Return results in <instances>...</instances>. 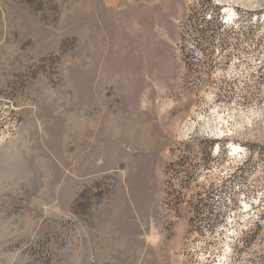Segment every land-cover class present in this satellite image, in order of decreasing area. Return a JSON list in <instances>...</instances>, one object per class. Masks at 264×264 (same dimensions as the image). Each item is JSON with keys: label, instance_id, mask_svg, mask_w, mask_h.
Returning <instances> with one entry per match:
<instances>
[{"label": "rangeland", "instance_id": "obj_1", "mask_svg": "<svg viewBox=\"0 0 264 264\" xmlns=\"http://www.w3.org/2000/svg\"><path fill=\"white\" fill-rule=\"evenodd\" d=\"M0 182V264H264V0H0Z\"/></svg>", "mask_w": 264, "mask_h": 264}, {"label": "trees", "instance_id": "obj_2", "mask_svg": "<svg viewBox=\"0 0 264 264\" xmlns=\"http://www.w3.org/2000/svg\"><path fill=\"white\" fill-rule=\"evenodd\" d=\"M214 24H215V27L218 28V29L221 28V27L223 26V23H222V21L220 20L219 16L215 18V20H214ZM218 29H217V30H218Z\"/></svg>", "mask_w": 264, "mask_h": 264}, {"label": "bare ground", "instance_id": "obj_3", "mask_svg": "<svg viewBox=\"0 0 264 264\" xmlns=\"http://www.w3.org/2000/svg\"><path fill=\"white\" fill-rule=\"evenodd\" d=\"M232 150H233L234 152H238V151L240 150V148L237 147V146H232ZM0 187H2V182H0Z\"/></svg>", "mask_w": 264, "mask_h": 264}]
</instances>
